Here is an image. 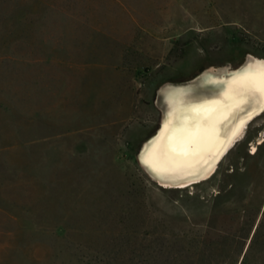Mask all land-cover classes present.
<instances>
[{"label":"rangeland","instance_id":"374dc122","mask_svg":"<svg viewBox=\"0 0 264 264\" xmlns=\"http://www.w3.org/2000/svg\"><path fill=\"white\" fill-rule=\"evenodd\" d=\"M248 55L264 0H0V264H264V111L203 181L142 159L164 88L223 99L198 76Z\"/></svg>","mask_w":264,"mask_h":264},{"label":"bare ground","instance_id":"6f19581e","mask_svg":"<svg viewBox=\"0 0 264 264\" xmlns=\"http://www.w3.org/2000/svg\"><path fill=\"white\" fill-rule=\"evenodd\" d=\"M245 60L237 70L210 67L198 76L204 84L218 88L223 99L195 101L198 103L184 106L185 96H180L181 88L172 85L164 88L170 104L168 119L160 132L144 143L142 150L143 162L160 186L178 189L209 178L222 158L244 137L252 119L264 111L259 95H251L250 101L255 103L251 109L238 116L226 133L219 126V121L233 111L234 104L249 96L244 95L241 99L240 90L234 84L238 74L249 66L264 64V59L251 55ZM207 94L209 92L198 91L193 96ZM260 142L261 139L258 140ZM252 150H256L255 146Z\"/></svg>","mask_w":264,"mask_h":264},{"label":"snow or ice","instance_id":"6c2138e0","mask_svg":"<svg viewBox=\"0 0 264 264\" xmlns=\"http://www.w3.org/2000/svg\"><path fill=\"white\" fill-rule=\"evenodd\" d=\"M234 84L240 90L241 99L244 95L258 94L261 102L264 103V64L249 66L238 74Z\"/></svg>","mask_w":264,"mask_h":264},{"label":"flooded vegetation","instance_id":"af4514ba","mask_svg":"<svg viewBox=\"0 0 264 264\" xmlns=\"http://www.w3.org/2000/svg\"><path fill=\"white\" fill-rule=\"evenodd\" d=\"M240 67H241V66H240ZM240 67H239V68H240ZM239 68H237V69H239ZM237 69H236V70H237ZM256 143H257V142H256Z\"/></svg>","mask_w":264,"mask_h":264}]
</instances>
